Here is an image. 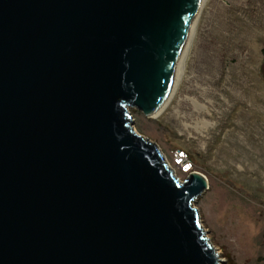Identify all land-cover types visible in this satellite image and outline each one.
Returning a JSON list of instances; mask_svg holds the SVG:
<instances>
[{"label": "water", "instance_id": "water-1", "mask_svg": "<svg viewBox=\"0 0 264 264\" xmlns=\"http://www.w3.org/2000/svg\"><path fill=\"white\" fill-rule=\"evenodd\" d=\"M200 0H0V264H220L130 109L171 92Z\"/></svg>", "mask_w": 264, "mask_h": 264}, {"label": "rangeland", "instance_id": "rangeland-1", "mask_svg": "<svg viewBox=\"0 0 264 264\" xmlns=\"http://www.w3.org/2000/svg\"><path fill=\"white\" fill-rule=\"evenodd\" d=\"M190 46L167 106L130 109L134 131L207 181L193 206L220 264H264V0H207Z\"/></svg>", "mask_w": 264, "mask_h": 264}, {"label": "bare ground", "instance_id": "bare-ground-1", "mask_svg": "<svg viewBox=\"0 0 264 264\" xmlns=\"http://www.w3.org/2000/svg\"><path fill=\"white\" fill-rule=\"evenodd\" d=\"M207 0H200L199 2V7H198V10H197V14L193 20V23L191 25V28H190V31H189V34H188V37L186 39V42L184 44V51L181 53L180 57H179V60H178V63H177V74L175 76V79H174V83H173V86H172V89H171V92L169 94V97L167 98L165 104L163 105V107L159 110V112L156 114L158 115L166 106L167 104L169 103V101L171 100L173 94L175 93V90L176 88L178 87V84H179V81L181 79V76H182V71H183V65L185 64L184 61H185V58H186V55H187V52H188V49L189 47H191V42L193 41V38H194V35H195V29H196V25L198 23V19H199V15H200V12L201 10L203 9L205 3H206ZM190 51V50H189ZM184 63V64H183ZM183 78V77H182ZM202 110V108H199ZM155 115V116H156ZM133 130H134V127H133ZM163 158L165 159V156L163 155ZM165 162L166 164L168 165V168L172 170V168L169 166L168 162L166 161L165 159ZM195 173V172H194ZM197 174V173H195ZM173 177L176 178V175H175V172L173 171L172 173ZM199 175V174H198ZM205 179V178H204ZM207 182V181H206ZM202 228V227H201ZM219 254V253H218Z\"/></svg>", "mask_w": 264, "mask_h": 264}, {"label": "built area", "instance_id": "built-area-1", "mask_svg": "<svg viewBox=\"0 0 264 264\" xmlns=\"http://www.w3.org/2000/svg\"><path fill=\"white\" fill-rule=\"evenodd\" d=\"M169 166L172 168L174 172L175 170H177L178 172L185 175H189L193 170V164L190 156L185 151L182 150H177L173 153L172 162L171 164H169Z\"/></svg>", "mask_w": 264, "mask_h": 264}, {"label": "trees", "instance_id": "trees-1", "mask_svg": "<svg viewBox=\"0 0 264 264\" xmlns=\"http://www.w3.org/2000/svg\"><path fill=\"white\" fill-rule=\"evenodd\" d=\"M180 173V172H179ZM182 174V173H181ZM182 175H185V174H182Z\"/></svg>", "mask_w": 264, "mask_h": 264}]
</instances>
